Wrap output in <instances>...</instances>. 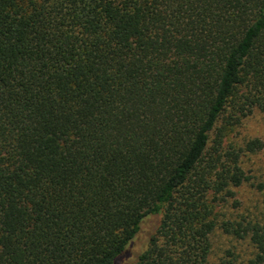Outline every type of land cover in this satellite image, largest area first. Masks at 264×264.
Here are the masks:
<instances>
[{"label": "trees", "instance_id": "trees-1", "mask_svg": "<svg viewBox=\"0 0 264 264\" xmlns=\"http://www.w3.org/2000/svg\"><path fill=\"white\" fill-rule=\"evenodd\" d=\"M256 111L264 0H0V264H208L217 230L264 264V217L218 212Z\"/></svg>", "mask_w": 264, "mask_h": 264}, {"label": "rangeland", "instance_id": "rangeland-1", "mask_svg": "<svg viewBox=\"0 0 264 264\" xmlns=\"http://www.w3.org/2000/svg\"><path fill=\"white\" fill-rule=\"evenodd\" d=\"M229 135L231 140L240 144L251 138H259L263 141L264 145V113L260 111L254 112L245 118L241 125L234 127ZM243 166L248 174L252 176V180L236 189V198L240 202L239 208L233 207L232 201H230L228 206L221 207L218 210L220 218H228L233 214L235 217L242 214L264 217V190H260L257 187L259 183L264 184V147L255 154L246 155L243 158ZM159 221L160 216H156L145 222L141 234L129 247V262L133 261L141 251L147 248L148 241L156 231ZM212 243V253L208 264H221L225 250L237 244L233 239L225 236L221 230H217L212 235ZM240 246L239 251L246 257L251 250L248 243L244 242Z\"/></svg>", "mask_w": 264, "mask_h": 264}]
</instances>
